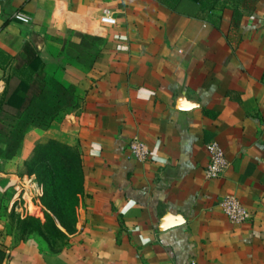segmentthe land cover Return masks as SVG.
<instances>
[{"label":"crops","instance_id":"0c3cea01","mask_svg":"<svg viewBox=\"0 0 264 264\" xmlns=\"http://www.w3.org/2000/svg\"><path fill=\"white\" fill-rule=\"evenodd\" d=\"M203 1L0 0V131L20 112L4 101L39 94L55 67L75 94L47 129L25 133L15 160H1L0 264H264V0ZM103 9L116 25L100 23ZM29 51L42 71L27 69ZM133 136L145 162L129 154ZM50 139L76 148L83 169L75 231L57 223L67 238L53 250L6 232V213L19 216L17 163ZM210 141L229 162L213 180ZM225 195L251 220L229 222Z\"/></svg>","mask_w":264,"mask_h":264},{"label":"trees","instance_id":"16d2710c","mask_svg":"<svg viewBox=\"0 0 264 264\" xmlns=\"http://www.w3.org/2000/svg\"><path fill=\"white\" fill-rule=\"evenodd\" d=\"M162 1L172 9L179 2V0ZM241 1L244 0H238V3ZM195 2L202 6L204 1L195 0ZM233 2L235 3L236 0ZM27 65L30 71H42L43 69V65L40 64L33 51L28 52ZM50 75L44 79L43 88L39 94L31 99L13 95L4 101L5 105L14 106L20 112L12 116L4 115L5 123L2 127L7 130L0 131L4 143V146L0 148V162L1 160L3 162L15 160L23 137L30 128L47 129L61 111L70 110L75 106L74 88L71 85L59 84L54 77V72ZM29 87L30 82L24 81L21 91L26 92ZM7 117H9V125H6ZM15 173L19 177H32L41 187L43 194L41 206L37 205L34 209L36 216L30 217L31 220L17 217L21 230L41 229V232L44 230L50 239H58L63 243L67 238L66 234H72L75 231V210L79 195L83 193L82 160L78 150L53 139L43 143L38 142L29 157L17 163ZM10 195L1 201L8 202ZM4 206L6 207L7 203ZM35 218L45 221L42 223L41 220ZM57 223L66 234L59 230ZM43 233L40 234L43 235ZM25 239L22 238L20 241ZM44 240L47 248L53 250L57 247L53 242L48 241L46 236ZM4 257L5 252L0 249V263Z\"/></svg>","mask_w":264,"mask_h":264},{"label":"built area","instance_id":"2783aa9c","mask_svg":"<svg viewBox=\"0 0 264 264\" xmlns=\"http://www.w3.org/2000/svg\"><path fill=\"white\" fill-rule=\"evenodd\" d=\"M100 23L111 27L116 25L117 19L110 10L103 9L100 16ZM128 150L131 158L139 162H145L150 157L148 147L138 136H133L130 139ZM205 151L207 156V163L204 169L205 178L209 180L220 178L229 167V162L225 157L223 148L216 141H210L205 145ZM1 176H4V170L0 162ZM11 188L14 190V194L10 207L23 218L24 213L26 214L24 211H28L25 206L27 205L26 202L28 201V204L32 205L34 202L33 199L41 195V187L32 177L25 176L18 184L12 185ZM37 198L35 201H37ZM218 204L226 218L233 224H243L252 218L251 212L234 196L225 195L218 200ZM25 208L26 210H24Z\"/></svg>","mask_w":264,"mask_h":264},{"label":"rangeland","instance_id":"374dc122","mask_svg":"<svg viewBox=\"0 0 264 264\" xmlns=\"http://www.w3.org/2000/svg\"><path fill=\"white\" fill-rule=\"evenodd\" d=\"M56 68L57 67L53 68V72L54 73H56L55 71H57ZM3 193H4L3 196L8 198L9 195L12 193V190L5 191ZM42 197H43V194L41 193V195H39L38 198L35 197L33 199L34 202L32 201L33 202L32 205L31 204H29L30 206L28 205V210H30V211L29 212L24 211V212H26V214L24 213L23 220L24 219L31 220L32 218H30V217H32L34 215L36 216V213H35L34 209H35V207L37 205L41 206ZM36 198H37V201H35ZM10 209H12V208L10 207ZM4 210H6V207L4 208ZM6 214H7V217H6V225H7L6 226V232L10 233L11 235H13L17 241H19L22 238L34 237V238L38 239L39 243L41 244V247H46L47 244L45 243V240H44V237L46 236L47 240L53 242L55 245H59V243L61 242L58 239H50V237L45 234V231L43 229H42L43 230L42 232H44L43 235L40 234V233H42L41 229L37 230L36 228H30V229L28 228L26 231H22L21 230V225H20V223H18L19 219L13 213H10V212L8 213L7 212ZM35 219H39V218H35ZM39 220H41L40 222H42V223L45 221L43 219H39Z\"/></svg>","mask_w":264,"mask_h":264}]
</instances>
